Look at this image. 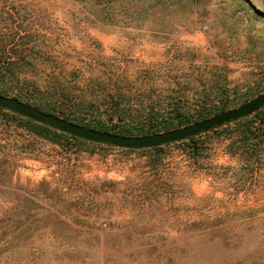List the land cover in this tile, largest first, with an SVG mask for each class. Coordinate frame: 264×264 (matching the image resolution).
Here are the masks:
<instances>
[{"label":"rangeland","instance_id":"rangeland-1","mask_svg":"<svg viewBox=\"0 0 264 264\" xmlns=\"http://www.w3.org/2000/svg\"><path fill=\"white\" fill-rule=\"evenodd\" d=\"M0 66V91L57 116L165 131L264 91V0H0ZM6 120L0 264H264V107L255 153L243 122L129 150Z\"/></svg>","mask_w":264,"mask_h":264},{"label":"water","instance_id":"water-1","mask_svg":"<svg viewBox=\"0 0 264 264\" xmlns=\"http://www.w3.org/2000/svg\"><path fill=\"white\" fill-rule=\"evenodd\" d=\"M0 107L45 124L59 132L88 141L121 149H147L186 140L249 116L264 107V91L236 107L221 111L210 117L177 128L143 135H122L94 129L43 111L36 106L21 101L17 97L2 93H0Z\"/></svg>","mask_w":264,"mask_h":264},{"label":"trees","instance_id":"trees-1","mask_svg":"<svg viewBox=\"0 0 264 264\" xmlns=\"http://www.w3.org/2000/svg\"><path fill=\"white\" fill-rule=\"evenodd\" d=\"M2 70V66H0V72ZM7 72L10 71V70H6ZM0 93L4 94V95H7V93H5L4 91H0ZM18 99L28 103L29 101L27 100H23L21 99L20 97H17ZM183 105H177L176 107H173L170 111H174L175 113H177L178 115L182 116L184 113H185V108L182 107ZM37 108L43 110V111H46V112H49V113H52L50 110L48 109H45V108H42L40 106H36ZM260 110V109H259ZM258 111L254 112L253 114L249 115V116H246L244 118H241L235 122H232V123H245L246 125V130L243 131V134L242 136L240 137L241 140H242V144L243 145H246L248 147V149H250V153H255L256 150L260 147V143L262 141V136H260V131H261V127L260 126H257L256 128H252L251 127V120H250V117L254 114H257ZM0 112L3 113V115L6 117V121L7 123H10L11 121L15 122V124L23 129H25L27 131V133L30 135H34V136H42V137H46L48 139H51L52 141H55V142H58V141H70L71 139L77 141V142H83V143H94V144H97V145H103V144H99V143H96V142H92V141H88V140H85V139H82V138H78V137H74V136H71L69 134H66L64 132H59L45 124H41L39 122H36L34 120H31V119H28V118H25L23 116H20L16 113H13L9 110H6L4 108H1L0 107ZM152 113V112H151ZM158 113V112H157ZM55 114V113H53ZM57 115V114H55ZM66 119L70 120V121H73L72 119L68 118V117H65ZM75 122V121H73ZM77 123V122H75ZM80 124V123H79ZM181 124H189V122H185V123H181ZM231 123H228L226 125H229ZM82 125H85V124H82ZM86 126V125H85ZM120 126V125H119ZM122 126V124H121ZM181 125H178V127H180ZM224 126V125H223ZM88 127H91V128H94V129H98V130H102V131H107V132H112V133H116V134H122V135H143V134H149V133H153V132H158V131H161V130H146V131H141L139 133H130V132H127V128L125 127L123 130L121 129H118L116 127H100V126H96V125H88ZM222 127V126H221ZM221 127L219 128H216V129H213L209 132H213V131H218L221 129ZM171 127H166L165 130H169ZM177 128V127H176ZM209 132H206V133H203V134H207ZM202 134H199L195 137H192V138H189V139H186V140H182V141H179V142H193V141H196L197 137L200 136ZM21 143L20 144H16V142H13V144H10V142H4L3 146H13L15 149H17V151H19L20 153H31L34 148L31 147L32 146V143L34 142V138H30L28 137L26 140H22L20 141ZM174 143H177V142H174ZM194 147H197L196 145ZM193 147V148H194ZM12 148V147H11ZM13 148V149H14ZM159 147H154V148H147V149H157ZM129 150H144V149H129Z\"/></svg>","mask_w":264,"mask_h":264}]
</instances>
